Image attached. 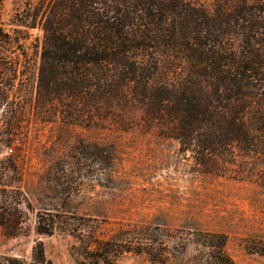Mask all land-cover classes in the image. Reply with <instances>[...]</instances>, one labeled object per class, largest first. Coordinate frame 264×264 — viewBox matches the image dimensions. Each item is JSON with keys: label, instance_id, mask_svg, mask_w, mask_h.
Wrapping results in <instances>:
<instances>
[{"label": "trees", "instance_id": "obj_1", "mask_svg": "<svg viewBox=\"0 0 264 264\" xmlns=\"http://www.w3.org/2000/svg\"><path fill=\"white\" fill-rule=\"evenodd\" d=\"M12 23L42 31L38 100L58 102L66 122L89 126L142 109L179 142L195 171L264 186V0L215 11L184 0H28ZM1 33L0 43L16 41ZM64 216L39 218L36 231L75 236L76 264H114L127 253L166 260L159 230L122 226L100 238L97 226ZM0 225L16 236L19 224L0 214ZM204 237L215 264H234L224 236ZM245 248L264 256L263 241ZM31 264H54L42 241Z\"/></svg>", "mask_w": 264, "mask_h": 264}, {"label": "rangeland", "instance_id": "obj_2", "mask_svg": "<svg viewBox=\"0 0 264 264\" xmlns=\"http://www.w3.org/2000/svg\"><path fill=\"white\" fill-rule=\"evenodd\" d=\"M27 1L1 0L0 6L1 39L16 38L0 43V214L19 224L13 237L0 225V261L31 264L42 241L48 260L76 264L75 236L36 231L39 218L50 223L63 214L71 224L97 226L100 238L122 226L165 234V262L127 253L114 264H215L206 234L225 237L234 264H264V256L245 248L264 242V186L195 171L179 142L142 109L86 126L66 122L58 102H39L42 31L12 23ZM184 1L215 11L235 0Z\"/></svg>", "mask_w": 264, "mask_h": 264}, {"label": "built area", "instance_id": "obj_3", "mask_svg": "<svg viewBox=\"0 0 264 264\" xmlns=\"http://www.w3.org/2000/svg\"><path fill=\"white\" fill-rule=\"evenodd\" d=\"M10 152H12V150H10Z\"/></svg>", "mask_w": 264, "mask_h": 264}]
</instances>
